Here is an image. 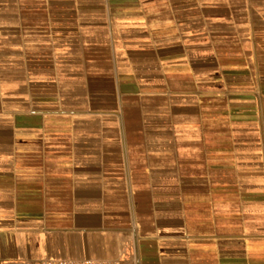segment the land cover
Listing matches in <instances>:
<instances>
[{"label": "crops", "instance_id": "0c3cea01", "mask_svg": "<svg viewBox=\"0 0 264 264\" xmlns=\"http://www.w3.org/2000/svg\"><path fill=\"white\" fill-rule=\"evenodd\" d=\"M264 264V0H0V264Z\"/></svg>", "mask_w": 264, "mask_h": 264}, {"label": "built area", "instance_id": "2783aa9c", "mask_svg": "<svg viewBox=\"0 0 264 264\" xmlns=\"http://www.w3.org/2000/svg\"><path fill=\"white\" fill-rule=\"evenodd\" d=\"M29 264H122L121 261H102V260H71V259H51L35 261Z\"/></svg>", "mask_w": 264, "mask_h": 264}]
</instances>
